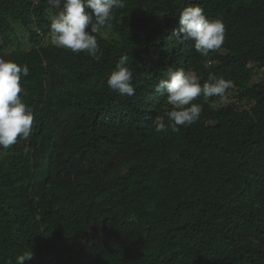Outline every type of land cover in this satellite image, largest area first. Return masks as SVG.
<instances>
[{
  "label": "trees",
  "instance_id": "16d2710c",
  "mask_svg": "<svg viewBox=\"0 0 264 264\" xmlns=\"http://www.w3.org/2000/svg\"><path fill=\"white\" fill-rule=\"evenodd\" d=\"M190 4L225 25L207 69L175 36ZM62 7L0 0V57L29 67L34 113L29 137L0 149V264L25 251V264H264V0H126L99 60L46 42ZM124 55L133 96L106 83ZM170 66L223 76L242 105L201 95L199 120L157 132Z\"/></svg>",
  "mask_w": 264,
  "mask_h": 264
},
{
  "label": "clouds",
  "instance_id": "9594fccd",
  "mask_svg": "<svg viewBox=\"0 0 264 264\" xmlns=\"http://www.w3.org/2000/svg\"><path fill=\"white\" fill-rule=\"evenodd\" d=\"M62 10L51 17V44L73 53L84 52L96 60L100 59L97 34L101 29H111L114 9H123L126 0H47L50 9ZM87 9V11H86ZM177 40L195 41V52L204 58V68L211 67L210 53L219 51L225 40V25L222 19L207 17L200 6L189 5L179 14ZM90 25V29L86 31ZM128 56H122L109 75L106 83L110 90L121 96H133V73L127 66ZM29 75L27 65L0 57V149H8L18 138L27 139L32 131L33 109L22 102L21 79ZM232 82L223 76L210 74L201 83L200 77L192 71L174 66L168 67L165 78L160 79L157 92L167 94V102L172 109L166 112L169 125L157 123V132H179V126H188L199 120L202 105L191 103L195 98L218 96L223 98ZM190 105V106H189ZM33 259V252L25 251L16 256V264H25Z\"/></svg>",
  "mask_w": 264,
  "mask_h": 264
},
{
  "label": "rangeland",
  "instance_id": "374dc122",
  "mask_svg": "<svg viewBox=\"0 0 264 264\" xmlns=\"http://www.w3.org/2000/svg\"><path fill=\"white\" fill-rule=\"evenodd\" d=\"M99 34L103 35L104 37H112V36H113V34H112L110 31H108V30H101ZM23 35H25V34L20 32L19 35L17 36V39H19L20 37H23ZM25 40H26V37H25V39H24V37H23V38H21L20 42H23V41H25ZM20 42H19V43H20ZM46 42H47V43L51 42V37H50V35H48V36L46 37ZM15 43H16V42H15ZM24 43H25V42H24ZM16 44H17V43H16ZM261 71H262V73H264V69L261 70ZM221 102L224 103V104H226V103H236L237 105H242V103H239V102L237 101V99L232 98V97H224V98L221 100Z\"/></svg>",
  "mask_w": 264,
  "mask_h": 264
},
{
  "label": "water",
  "instance_id": "95a60500",
  "mask_svg": "<svg viewBox=\"0 0 264 264\" xmlns=\"http://www.w3.org/2000/svg\"><path fill=\"white\" fill-rule=\"evenodd\" d=\"M102 234H103V238H106V232L104 231V229L102 230Z\"/></svg>",
  "mask_w": 264,
  "mask_h": 264
}]
</instances>
